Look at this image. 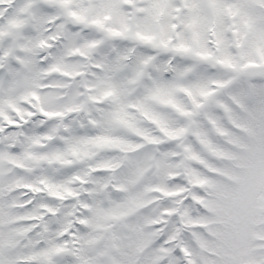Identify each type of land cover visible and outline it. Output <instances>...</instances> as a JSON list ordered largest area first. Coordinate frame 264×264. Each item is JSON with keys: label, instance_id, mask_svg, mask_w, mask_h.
<instances>
[{"label": "snow or ice", "instance_id": "snow-or-ice-1", "mask_svg": "<svg viewBox=\"0 0 264 264\" xmlns=\"http://www.w3.org/2000/svg\"><path fill=\"white\" fill-rule=\"evenodd\" d=\"M0 264H264V0H0Z\"/></svg>", "mask_w": 264, "mask_h": 264}]
</instances>
